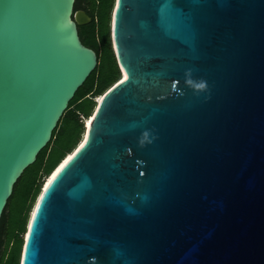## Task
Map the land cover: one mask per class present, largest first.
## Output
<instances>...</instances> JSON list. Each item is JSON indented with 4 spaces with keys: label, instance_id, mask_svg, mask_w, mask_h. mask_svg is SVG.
<instances>
[{
    "label": "water",
    "instance_id": "95a60500",
    "mask_svg": "<svg viewBox=\"0 0 264 264\" xmlns=\"http://www.w3.org/2000/svg\"><path fill=\"white\" fill-rule=\"evenodd\" d=\"M74 4L0 0V219L98 64ZM109 27L120 77L19 264H264V0H114Z\"/></svg>",
    "mask_w": 264,
    "mask_h": 264
},
{
    "label": "trees",
    "instance_id": "16d2710c",
    "mask_svg": "<svg viewBox=\"0 0 264 264\" xmlns=\"http://www.w3.org/2000/svg\"><path fill=\"white\" fill-rule=\"evenodd\" d=\"M113 2L114 0H75L74 10H83L92 19L90 24L78 27V34L82 44L96 53L98 64L70 101L50 143L38 154L36 162L24 171L14 186L0 219V264H19L22 234L32 201L45 185V179H49L56 172L79 144L80 136L84 134V122L96 106L95 100L120 77L110 40L109 24ZM28 171L30 177L26 184L23 183L20 196H17L18 185L25 179L23 177ZM16 199L18 203L14 206Z\"/></svg>",
    "mask_w": 264,
    "mask_h": 264
},
{
    "label": "rangeland",
    "instance_id": "374dc122",
    "mask_svg": "<svg viewBox=\"0 0 264 264\" xmlns=\"http://www.w3.org/2000/svg\"><path fill=\"white\" fill-rule=\"evenodd\" d=\"M84 6H86V3H84ZM100 98V97H99ZM95 100V99H94ZM97 102V101H96ZM95 108H96V106L95 107H93L92 108V110H91V115L93 114V112H94V110H95ZM82 136V135H81ZM81 136H80V140L82 141V139H81ZM80 141V142H81ZM80 142H79V144H80ZM78 144V145H79ZM77 145V146H78ZM77 146H75V148L77 147ZM74 148V149H75ZM73 151V150H72ZM30 175V171H28V173H27V175H24V177L23 178H25V179H22V182L20 183V185H18V190H19V192H18V195L17 196H20V193L22 192V190H23V183H27V180L29 179V176ZM53 175V174H52ZM52 175H51V177H52ZM50 177V178H51ZM47 179V178H46ZM45 179V181H47ZM44 181V182H45ZM23 187V188H22ZM40 190H42V189H40ZM38 198V195L35 197V199L32 201V203H31V205H30V208H29V210H28V213H27V220H26V225H25V231H24V233L22 234V241H23V237L25 236V233H26V226H27V221H28V218H29V215H30V213L32 214V212H33V210H34V208H35V205H36V199ZM18 203V199H16V201L15 202H13V204H14V206H16V204ZM33 209V210H32ZM32 211V212H31Z\"/></svg>",
    "mask_w": 264,
    "mask_h": 264
},
{
    "label": "bare ground",
    "instance_id": "6f19581e",
    "mask_svg": "<svg viewBox=\"0 0 264 264\" xmlns=\"http://www.w3.org/2000/svg\"><path fill=\"white\" fill-rule=\"evenodd\" d=\"M101 97H102V96H101ZM101 97H100V98H101ZM100 98H97V100H96V101H97V102H96V106H97V103L100 101ZM93 113H94V112H93ZM92 115H93V114H92ZM92 115L86 120V122H85V124H84L86 127H88V126L90 125ZM85 130H86V128L84 129V134H83L82 140H83V138H84V136H85ZM81 142H82V141H81ZM81 142H80V143H81ZM75 149H76V148H75ZM75 149H74V150H75ZM70 154H71V153H70ZM68 157H69V156H68ZM62 164H63V163H62ZM57 170H58V169H57ZM57 170H56V171H57ZM54 174H55V173H54ZM54 174H53V175H54ZM53 175H52V176H53ZM51 178H52V177H51ZM51 178L47 179V181H46L45 185H43V188H42V189L45 188V186L48 184V182L51 180ZM35 206H36V205H35ZM33 211H34V210H33ZM32 213H33V212H32Z\"/></svg>",
    "mask_w": 264,
    "mask_h": 264
},
{
    "label": "flooded vegetation",
    "instance_id": "af4514ba",
    "mask_svg": "<svg viewBox=\"0 0 264 264\" xmlns=\"http://www.w3.org/2000/svg\"><path fill=\"white\" fill-rule=\"evenodd\" d=\"M76 11V10H75ZM78 11V10H77Z\"/></svg>",
    "mask_w": 264,
    "mask_h": 264
}]
</instances>
